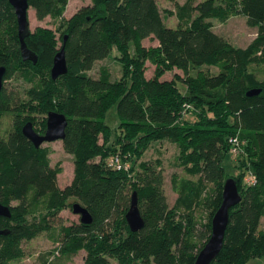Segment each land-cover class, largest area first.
<instances>
[{
	"label": "trees",
	"instance_id": "trees-1",
	"mask_svg": "<svg viewBox=\"0 0 264 264\" xmlns=\"http://www.w3.org/2000/svg\"><path fill=\"white\" fill-rule=\"evenodd\" d=\"M27 1L42 20L60 18L69 0ZM185 3L175 13L176 26L168 27L157 0H90L64 22L59 40L45 27L24 37L36 54L33 64L21 58L13 7L0 0V66L6 69L0 126L5 115L11 120L5 133L0 128V203L10 211L9 217H0V230L6 232L0 235V264L22 258L23 242L55 232L59 255L70 260L83 250L82 264H194L210 236L228 177L235 179L241 200L228 211L222 249L210 264H247L264 257V75L252 70L264 66V0ZM234 14L245 16L247 25L257 30L244 48L215 33L210 22ZM147 38L157 45L145 47ZM62 46L68 71L52 80L53 57ZM114 47L129 72L116 81L102 66L96 77L90 76L87 71ZM145 60L155 65L150 78L143 73ZM173 69L183 75L161 79ZM13 77L30 87L21 93L9 84ZM252 89L259 92L247 95ZM114 105L119 121L111 126L106 118ZM37 109L66 116L61 142L72 156L73 176L64 187L58 183L61 166L51 164V149L36 148L22 133L26 122L35 125ZM232 137L239 143L236 175L223 166ZM160 140L177 146L186 175L179 182L171 179L177 194L173 205L161 169L142 164L139 178L132 174L133 157ZM115 154L128 161V170L107 165ZM245 171L253 183H243ZM133 192L144 220L135 232L125 220ZM71 198L92 220L56 229L54 220ZM37 264L54 262L42 256Z\"/></svg>",
	"mask_w": 264,
	"mask_h": 264
},
{
	"label": "rangeland",
	"instance_id": "rangeland-1",
	"mask_svg": "<svg viewBox=\"0 0 264 264\" xmlns=\"http://www.w3.org/2000/svg\"><path fill=\"white\" fill-rule=\"evenodd\" d=\"M197 1V0H196ZM162 17L168 27H175L177 24V19L175 13L179 6L185 3V0H157ZM90 5V0H69L66 4L63 14L60 18H51L49 16L42 20H38L35 17L34 11L29 8L28 10V22L29 30L33 31L36 27H45L52 30L55 33L56 38L59 40L61 33L63 32L64 22L70 18L73 14L79 12L86 6ZM171 12V13H169ZM212 24L213 31L221 36H223L230 44L234 47H246L251 40L255 37L257 30L251 28L246 23V17L241 14H234L230 16L227 20L221 21L216 18L210 20ZM145 47H151L157 45V41L153 38H147L142 41ZM129 56H133L134 50L133 45L129 46L128 49ZM122 56L114 47L108 54V56L101 61H97L94 65L87 71L90 76L96 77L98 75L99 68L106 67L110 74L111 79L120 81L129 72L125 66L126 62L122 59ZM206 66H202L205 70ZM253 71L259 75H264V66L262 67H252ZM143 73L146 78L153 76L155 72V65L150 61L145 60L143 63ZM128 70V71H127ZM211 73L217 72L216 68H209ZM182 71L178 69H173L171 71H166L161 79L171 80L182 76ZM191 75L195 76L196 71H192ZM9 84L20 90L21 93L25 92L30 84L25 82L22 78L13 77L9 80ZM34 123L33 129L38 133H44L46 128V117L47 114H43L39 109L33 112ZM106 121L111 125L115 126L118 123V116L116 111V106H112L108 111ZM11 127V120L9 116L2 117L1 120V131L5 133ZM1 135V134H0ZM42 146L49 147L51 149L50 160L52 165L59 164L61 166V172L58 174V183L61 187L68 184L73 176V163L72 156L66 153L62 147V142L60 140L45 142ZM178 148L177 146L168 141L160 140L150 143L145 149L140 150V154L133 157V173L139 178L138 174L142 170L141 165L146 164V166H155L161 169L164 177V191L167 196L170 205H173L177 194L172 189L171 179L176 177L177 182L180 179L186 177L183 169L179 166ZM234 161V162H233ZM236 157L227 154L223 161V166L226 172L230 175H236L239 171L235 167ZM250 179V172L245 171L243 177V183H246ZM74 202H79L75 198H71L68 201V206L58 213V217L54 220L55 228L58 229L59 225H70L79 222V216L72 212V204ZM207 215V214H206ZM205 216V213H204ZM260 228L264 230V218L261 219ZM59 242L57 239V232L51 233H41L34 239L23 242L22 248L24 251V256L17 260H12L8 264H37L41 257H45L47 260H51L54 264H82L85 252L83 250L78 251L73 255L70 260H67L59 255L57 248ZM54 252V253H51ZM264 257H256L250 259L247 264H263Z\"/></svg>",
	"mask_w": 264,
	"mask_h": 264
},
{
	"label": "water",
	"instance_id": "water-1",
	"mask_svg": "<svg viewBox=\"0 0 264 264\" xmlns=\"http://www.w3.org/2000/svg\"><path fill=\"white\" fill-rule=\"evenodd\" d=\"M14 9L17 33L20 42V54L23 61H31L36 63V54L30 51L24 41V37L28 35L29 22L28 10L30 8L27 0H8ZM67 36H63V43H65ZM5 67L0 66V90L3 86ZM68 71V64L65 57L64 46H62L54 55L52 66L50 69V76L52 80L59 76L66 74ZM259 89H252L247 92V95H255ZM67 125L66 116L57 111H49L46 117V128L43 134L37 133L31 124L26 122L22 126V133L32 142L37 148L45 142H52L56 140H63L65 136V128ZM241 196L238 191L236 181L232 177L225 179L222 190V201L218 209L214 212L211 218V232L207 242L199 250L194 264H210L219 254L223 246L225 229L228 223V211L230 208L238 204ZM72 212L79 216V221L84 224L91 222L92 218L88 210L80 203L74 202L72 204ZM10 211L7 206L0 203V217H9ZM125 220L130 231L135 232L140 230L144 225V220L140 214L138 207L136 192H133L130 199V205L125 213ZM6 232L0 230V235ZM264 248V243H263Z\"/></svg>",
	"mask_w": 264,
	"mask_h": 264
},
{
	"label": "built area",
	"instance_id": "built-area-1",
	"mask_svg": "<svg viewBox=\"0 0 264 264\" xmlns=\"http://www.w3.org/2000/svg\"><path fill=\"white\" fill-rule=\"evenodd\" d=\"M229 142L232 144V148L230 150L231 154L233 156L237 155L238 152H239V148H238L239 143L237 141V138L236 137H232V138H230ZM107 165L110 168H112L114 170H118V171L128 170L129 167H130V164L128 163V161L123 159L119 154L112 155L108 159ZM247 182L249 184H251V183L254 182V179L252 177H250V179H248Z\"/></svg>",
	"mask_w": 264,
	"mask_h": 264
}]
</instances>
